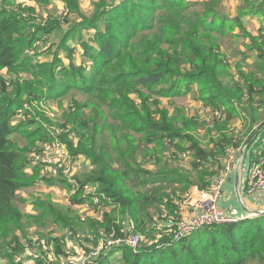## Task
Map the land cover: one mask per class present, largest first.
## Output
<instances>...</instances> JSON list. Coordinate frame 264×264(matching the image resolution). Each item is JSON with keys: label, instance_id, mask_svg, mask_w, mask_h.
Segmentation results:
<instances>
[{"label": "trees", "instance_id": "trees-1", "mask_svg": "<svg viewBox=\"0 0 264 264\" xmlns=\"http://www.w3.org/2000/svg\"><path fill=\"white\" fill-rule=\"evenodd\" d=\"M14 1L0 0V241L12 237L24 218L17 204V192L30 185L32 179L27 174V170H33L29 155L39 150L35 148L39 141L55 138L51 131L43 128L42 123L50 120L39 108L42 100L80 92L94 97L101 108L109 110L116 125L115 150L102 148L93 136L86 135L90 120L85 112L74 113L67 120V125L71 124L80 136L78 143L70 141L66 134L60 137L72 155L83 156L96 167L97 174L87 181L100 184L106 197L112 200L110 203L102 201L101 205L109 207L114 204L123 212L129 206L136 219L153 205L161 204L163 198L158 194L138 196L133 191L129 194L123 182L130 173L139 175L141 172L137 179H143V175L147 177L142 180V185H168L185 192L196 182L207 188L211 186V179L214 181L220 171H209L207 162L224 169L227 158L221 165L222 156L203 150L194 137L176 130L167 117L168 112L155 118L145 106L143 111L140 110L133 95L143 101L151 96L170 99L184 96L197 87L201 99L207 104L224 107V118H242L245 132L239 144H233L232 139L224 136L228 143L239 145L240 150L264 125V117L260 114L261 101L258 106L255 104L256 96L264 94V46L256 48L261 63L259 71L245 78L244 84L235 80L230 63L220 50L219 40L234 35L236 28L242 31L245 28L239 16L223 14L222 0H101L91 15L81 16V21L66 32L61 30L60 23L38 24L32 16L33 8L14 7ZM240 1L246 6L242 15L264 20V0ZM53 33L62 35L51 60L35 61L34 54L29 51L37 41ZM260 37L264 41V30L260 31ZM78 48L84 51L80 64L73 57ZM62 52L70 60L69 64L63 63ZM3 69L14 76L6 79L1 73ZM19 74L26 76L22 79L15 77ZM243 87L248 90L250 98L243 92ZM245 97L248 99L243 102ZM25 102L30 106L24 111ZM85 105L77 103L81 111ZM99 116L104 115L96 111L94 119ZM14 120L18 123L14 124ZM13 135L25 138L28 143H19ZM164 137L191 141L188 148L193 155L189 158L194 161L191 170L152 174L131 165L125 167L128 160L140 151L143 142L149 144ZM218 147L221 152L226 151L221 143ZM260 158H264V126L250 143L243 162L247 159L251 166ZM113 159H119L123 170L113 171ZM33 174L35 181L38 173ZM75 193L79 194L78 191ZM34 205L43 213V218L61 226L74 227L69 216L62 214H74L71 206L63 208L40 197ZM171 206V215H176L178 208L171 209ZM179 217L165 219L161 224L163 227L154 226V230L144 233L143 245L137 250L123 244L107 245L106 240L103 250L97 255L91 252L83 264H264V213L236 222L204 226L175 239ZM145 221L143 218V223ZM98 227L100 231L105 227L108 229L105 234L114 237L123 233V226L116 222L113 212L104 215L95 231ZM145 237H149L148 240ZM113 248L121 249L118 259L112 256ZM62 251V247L57 246L56 255L61 256ZM36 264L61 263L36 260Z\"/></svg>", "mask_w": 264, "mask_h": 264}, {"label": "rangeland", "instance_id": "rangeland-1", "mask_svg": "<svg viewBox=\"0 0 264 264\" xmlns=\"http://www.w3.org/2000/svg\"><path fill=\"white\" fill-rule=\"evenodd\" d=\"M100 2L101 0H15L12 5L21 8H33L34 13L32 16L36 18L38 24L60 23L61 30L66 32L73 24L81 21V16L87 17L91 15ZM244 8L246 6L240 0H222L223 14L227 17L239 16L245 30L243 27V31L236 28L233 31L234 35H226L219 40L220 50L230 63L232 77L235 80H240L241 84H244L243 80L245 78L254 76L256 74L255 71H259L258 67H260L261 63H259L258 50L256 48L264 46V41L260 37V31L264 30L262 29L264 20L246 14L242 15L241 12ZM27 14L29 13H25V15ZM227 33H230V31ZM61 35L62 33H53L37 41L29 51L30 54H34L35 61L44 62L51 60L52 52L59 44ZM48 47L49 50L47 49ZM83 54L82 48L74 51L73 57L78 64L82 62ZM61 57L64 64H69L70 60L65 53L62 52ZM1 73L6 79L14 76L9 75L7 69L1 70ZM259 75L262 77L261 73ZM25 76V74L15 75L19 79ZM243 90L250 98L246 87H243ZM132 98L138 103L141 111H143V106H145L155 118H159L162 112H168L167 117L176 130L183 132V134L185 133L187 136L194 137L203 150L209 153L215 152L217 157L224 155L225 158L221 157L224 158L223 164H225L226 158L233 154L232 150H234L235 154L240 150L239 145L233 144H239L240 137L245 132L242 118L238 117V119L232 120L224 118V107L207 104L201 99L197 87H194L184 96L171 97L170 99H157L151 96L147 97L146 101H143V99L134 95ZM247 99L248 97H245L242 101L246 102ZM260 101V114L264 117V94L256 96L255 104L257 106ZM77 103L86 104L82 111L79 110ZM99 104L94 97L80 92H73L64 98H49L41 101L39 108L50 120L42 123L43 128L51 131L55 138L43 141L48 139L45 138L39 141L37 146H35L39 150L29 155L33 170H27V174L32 179L30 180V185L21 188L17 192V204L24 214V218L18 228L13 231L12 237L8 238L7 241H0V264H12L18 261H22L25 264H36V260L37 262L39 260L41 262L56 260L61 264H83L91 252H101L103 250L102 244L106 240L122 238L124 240L123 245L130 246L127 243V239L129 236L136 234L140 237L138 245L134 248L137 250L138 247L143 245L141 244V239L144 233L154 230V226H158V229H160L163 227L161 224H163L165 219L175 220L181 215L183 210V208L182 210L180 209L181 206L186 207L189 203L192 204L195 200V195L205 191V188H207L205 184L201 186L197 182L185 192L180 190L179 187H172V190L168 185L162 186L161 184L155 185L153 183H143L142 185V180L147 177L143 175V179H141L142 177L137 179V177L142 175L141 172L139 175L130 173L128 175L129 178H126L123 182L127 192L131 194L133 191L138 196L158 194V197L162 196L163 198L161 204L153 205L144 214L142 213L139 219H136L129 206L125 208L126 212H123L124 210L116 207L117 205L112 204L107 207L93 202L91 199L93 196H98L101 202L106 200L107 203H110L112 200L106 197L101 190L100 184H92L91 181H87L90 177L97 174L96 167L92 165L89 159L72 155L67 143L60 135L66 134L70 141L78 143L80 136L73 126L71 128V124L67 125V120L74 113L85 112L86 118L90 120V128L85 129L86 135L90 134L93 136L102 148L108 151L115 150L117 148L115 122L111 118L109 110L101 108ZM29 106V102H25L22 109L25 111ZM19 111L20 109L17 110V112ZM96 111H99L104 116H99L97 120L94 119ZM184 121L186 123H183ZM13 123H18V120H14ZM140 136L141 140H143L142 135ZM224 136L232 139L233 144L228 143ZM13 138L21 144L28 143L23 137L13 135ZM56 141L62 143L70 152V162H60L59 158L43 154L44 144ZM152 142L149 144L143 142L140 151L135 154L132 160H128L125 167L131 165L137 169L148 170L152 174L165 171L181 172L191 170L194 161L189 158L190 155L193 156L192 152L188 150L189 146H191L190 140L180 138L172 140L164 137L157 138ZM220 143L224 145L226 151L221 152L219 150L218 145ZM39 155L42 156L41 158L44 157L45 160H51V162H42L41 159H38ZM81 158L85 161L79 160ZM243 158L239 166L240 169L244 165ZM113 161V168L115 169L113 171L115 173L123 170L119 159H113ZM64 165H66L65 170L62 169ZM59 166L61 167L59 168ZM216 166H218L216 163L207 162V167L212 173L216 172V170L218 172L224 170L221 169V166H219L221 168H216ZM45 167L49 169L46 170ZM235 167L236 165H233V168ZM35 171H37L38 177L34 181L35 174L33 173ZM211 180L213 184V179ZM51 181L53 182L51 183ZM86 185L91 186L92 189L87 191L85 189ZM75 191H78L79 194H76ZM38 197L46 198L49 202L63 208L71 206L74 212V214L72 213L73 216L65 212H62V214L65 217L69 216V219L74 222V227L61 226L47 218H43V213L36 210L34 205ZM76 200L80 201V203H74ZM185 201L188 204H185ZM179 204L181 205L179 206ZM170 205H173L171 209L174 206L178 208L176 215H171L172 211H169ZM112 212L116 216V222L123 226L122 236L114 237L112 234H105V232H108L105 227H102L103 230L101 231L100 227H98L95 231V226L103 222L104 215ZM143 218L146 219L145 223H143ZM148 238L145 237L147 240ZM16 241L19 245H17ZM57 246L62 247L61 256L56 255ZM113 249L111 253L114 255L112 256L118 259L121 256V249Z\"/></svg>", "mask_w": 264, "mask_h": 264}, {"label": "built area", "instance_id": "built-area-1", "mask_svg": "<svg viewBox=\"0 0 264 264\" xmlns=\"http://www.w3.org/2000/svg\"><path fill=\"white\" fill-rule=\"evenodd\" d=\"M43 154H49L50 157L59 158V161L70 162L71 154L66 149V147L56 141L53 143H46L43 146ZM239 150L238 152H240ZM233 154L227 157V164L224 167V170L217 175L216 179H214L213 184L205 188V191L198 193L195 195V200L192 204H188L185 201V204H188V213L181 214L175 228V239H180L191 232L208 225L213 224H221V223H230L236 222L239 219H244L247 217H242L232 215L225 208H222L219 204V200L222 195V187L226 181L227 176L232 172L233 165L238 167L241 165L242 159L237 157L234 150H232ZM237 152V153H238ZM38 156V159H41L42 162L50 161L45 160L44 157ZM61 166H59L60 168ZM66 165L63 166L62 169L65 170ZM236 168V167H235ZM48 170V167H45ZM84 185V184H83ZM74 188V187H73ZM246 192L248 194H254L255 192L264 191V158H260L258 162H254L251 166L248 167V179L246 184ZM85 189L90 191L92 189L91 186L86 185ZM74 191V190H73ZM92 201L96 204H101L100 198L98 196H93ZM94 203V204H95ZM264 210H259L258 212L263 213ZM247 216L253 217V213H248ZM140 241V237L138 234L131 235L127 239V243L132 247L136 248L138 242ZM124 244V240L122 238L111 239L107 241V245H121ZM105 247V244H102V249ZM99 254L98 251L94 252L93 255Z\"/></svg>", "mask_w": 264, "mask_h": 264}, {"label": "crops", "instance_id": "crops-1", "mask_svg": "<svg viewBox=\"0 0 264 264\" xmlns=\"http://www.w3.org/2000/svg\"><path fill=\"white\" fill-rule=\"evenodd\" d=\"M245 153H247V151ZM240 155L241 153L238 152L236 154V159L237 157L239 158ZM224 158H221V165L223 164ZM79 160L85 161L83 158ZM244 162L245 163L241 169H238L236 166V168H233L232 172L227 176L222 187V195L219 200V204L222 208L228 210V212L232 215L237 217L241 216V218H248V213H255L259 210H264V191L255 192L254 194H248L246 192V188L244 187H246L248 179L249 161L246 159ZM180 205L181 204H179V206ZM180 209L182 210L181 214H186L189 212L188 206H181Z\"/></svg>", "mask_w": 264, "mask_h": 264}, {"label": "water", "instance_id": "water-1", "mask_svg": "<svg viewBox=\"0 0 264 264\" xmlns=\"http://www.w3.org/2000/svg\"><path fill=\"white\" fill-rule=\"evenodd\" d=\"M263 126H264V125H263ZM263 126H262V127H263ZM262 127H261V128H262ZM261 128H259V129H258V130L252 135V137L247 141V143L245 144V146L241 149V151H240V153H241L240 158H241V159L244 157V154H245V152L247 151V149H248L250 143L253 141V139L255 138L256 134L258 133V131H259ZM238 168H239V164H238ZM238 194H239V190H238ZM262 212L264 213V211H262ZM259 214H262V213H261V212H255V213H253L254 216L259 215Z\"/></svg>", "mask_w": 264, "mask_h": 264}, {"label": "bare ground", "instance_id": "bare-ground-1", "mask_svg": "<svg viewBox=\"0 0 264 264\" xmlns=\"http://www.w3.org/2000/svg\"><path fill=\"white\" fill-rule=\"evenodd\" d=\"M252 220V219H251Z\"/></svg>", "mask_w": 264, "mask_h": 264}]
</instances>
